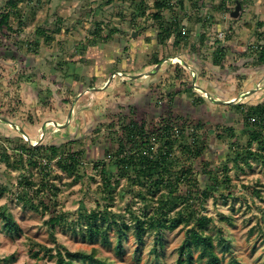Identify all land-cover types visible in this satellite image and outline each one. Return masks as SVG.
Segmentation results:
<instances>
[{
    "label": "rangeland",
    "instance_id": "obj_1",
    "mask_svg": "<svg viewBox=\"0 0 264 264\" xmlns=\"http://www.w3.org/2000/svg\"><path fill=\"white\" fill-rule=\"evenodd\" d=\"M6 1L0 0V14ZM40 1L18 6L22 25H18L17 19L11 22L17 33L0 31V113L17 124L31 141L41 137L40 141L46 145L62 144L65 152L81 151L80 165L77 173H67L53 159L49 179L56 189L53 190L56 203L45 200L50 210L40 207L39 211H33L23 208L15 193L23 174L32 175L36 189L41 173L34 166L24 171L8 169L0 161V209L11 213L20 229L19 234H14L0 228V264H53L55 258L49 257L48 249L52 254L56 250L84 253L96 250V256L115 264H176L186 226L165 231L164 250L158 256L152 249L153 236L149 232L143 233V242L139 244L129 211L139 215L144 204L135 195L139 186L131 185L128 178L118 181L109 200L112 205L107 211L113 220L108 236L91 241L79 231L78 223H83L85 214L109 205L103 200L107 196L101 193L100 177L92 167L103 159L112 141L106 131L97 135L94 130L100 125L116 124L118 113L126 118L144 119L149 125L169 114L192 123L200 121L206 132L212 128L205 135L207 149L195 163L196 168L204 160L214 178L221 179L222 168L227 165L230 194L225 198L210 196L201 205L200 213L211 218L208 230L213 232L220 264H264V165L253 159L232 162L231 158L235 157L232 143L237 141L244 147L248 140L240 113L212 102L201 91L216 100L235 104L264 101V65L258 63L254 52L258 43L255 33L264 28V0L243 1V10L235 19L229 13L222 19L220 13L212 10L211 5L221 0H201L202 14L210 12L217 20L208 23L207 28L198 22L183 21L192 32L193 42L199 43L204 30L209 39L203 45L208 43L211 47L218 38L221 45L230 42L233 50H244L240 54L232 53L228 47L221 66L212 63L213 55L207 48L192 54L184 49L189 44L178 52L172 39L160 42L158 24L150 17L153 0L112 5H105L104 0ZM135 4L143 5L144 14ZM59 19L63 23L57 32ZM100 21L103 22L101 35L110 34L104 42L94 34V23ZM258 23H263V27ZM219 32L222 37L218 36ZM226 34L229 39H223ZM47 36H52L50 41L46 40ZM154 57L165 58V62L150 75L133 78L152 70L156 66H150ZM177 60L186 63L193 73ZM176 64L182 66L181 83L174 78ZM190 86L204 97V102L193 105L188 93H181ZM254 89L253 94L247 93L248 97L236 102L242 93ZM49 122L68 123L62 128L50 125L42 132V125ZM227 127L233 128L234 138L223 130ZM13 130L0 126V135L11 140L6 152L15 158L13 141L17 134ZM257 148L253 144L252 149ZM198 177L202 188L212 187L209 176ZM57 213H63L66 220L52 228L48 220ZM123 223L130 229L124 230ZM120 235L122 250L118 251L116 243ZM221 235L230 238L229 247ZM139 245L140 256L136 258L135 248ZM194 254V264H204L196 257L197 252Z\"/></svg>",
    "mask_w": 264,
    "mask_h": 264
},
{
    "label": "trees",
    "instance_id": "obj_2",
    "mask_svg": "<svg viewBox=\"0 0 264 264\" xmlns=\"http://www.w3.org/2000/svg\"><path fill=\"white\" fill-rule=\"evenodd\" d=\"M133 0H104L105 5L115 3L132 2ZM143 1V0H142ZM240 1V0H239ZM31 3L32 0H7L4 9L0 14V31L15 34L11 24L13 19H17L18 25H22V11L18 7L21 3ZM41 1L38 0V4ZM200 0H153L150 17L158 24V38L164 43L167 40H173L176 50L179 52L183 45L194 44L191 39V31L186 29L183 21L198 22L207 28V24L214 23L215 16L208 12L203 15L200 6ZM227 3L231 6H227ZM240 3L243 5V1ZM144 14L143 5H134ZM235 0H221L216 5H211L212 10L220 13L222 19L226 14L234 9ZM56 31L60 32L62 20L57 22ZM94 34L100 37V41H106L108 35H101L103 22H95ZM263 27V23H258ZM113 32V31H110ZM7 34V35H8ZM257 44L254 52L257 54V60L260 65H264V28L256 32ZM5 35V34H4ZM199 43L204 44L209 39L208 32L204 31L199 35ZM52 36H47L50 41ZM223 39H229L226 34ZM222 40L215 38L214 45L216 49L212 53V63L216 66L223 65L226 60L228 46L221 45ZM262 42V43H260ZM37 46V42H35ZM196 47V46H195ZM29 50V49H28ZM165 59V58H163ZM163 59L154 57L150 66L157 65ZM174 78L181 81L182 66L176 64ZM191 80V74H190ZM128 83L127 81H123ZM191 82V81H190ZM129 84V83H128ZM180 91V90H179ZM188 93L192 98V104L197 105L204 102V97H200L194 91L192 86L185 87L181 93ZM178 91L176 92V94ZM174 94V93H173ZM173 94H170V96ZM171 97V98H172ZM172 100V99H171ZM230 110L240 113L242 124L248 132L246 145L242 147L237 141L232 143L235 154L231 158L236 164L238 159L245 162L248 160H260L264 165V101L257 103H237L225 104ZM130 112L132 108L130 107ZM131 114V113H129ZM0 117L9 119L2 116ZM117 123L100 125L94 132L98 135L102 130L106 131L112 143L105 150L102 160L96 162L92 170L100 177V191L107 197L106 207L97 211H90L84 215V221L78 223L79 231L88 238L95 241L99 237L108 236V228L112 218L109 216L107 208L112 204L109 202L113 195L118 181L123 178L130 179L131 185H138L139 190L135 195L142 200L144 204L143 213L139 215L129 211L133 226V232L136 240L143 242V233L149 232L153 236V251L156 256L164 250L165 231H173L181 226H186L181 244L177 249L176 264H194L196 257L204 264H220V259L216 252V245L213 241V232L208 230L210 217L200 213V207L207 198L214 197L225 198L229 193V184L231 179L227 176L229 171L227 165H224L221 171V179L214 178L213 171L209 169V164L204 160L199 161V169L196 168V162L203 158L207 149L205 135L212 132V128L207 132L204 130V124L200 121L192 123L188 119L173 118L171 115L161 117L155 123L149 125L146 120H136L133 117L126 118L121 113L115 117ZM254 120V121H253ZM1 127L11 128L5 123L0 122ZM219 127V125H217ZM223 128V127H222ZM232 139L235 137L233 128L223 129ZM15 147H13L14 156L6 152L7 144L11 142L8 137L0 135V161L5 162L8 169L24 171L27 168L35 167L40 174L38 188L32 175H22L19 179V189L15 193L16 201L23 207L33 211H39L40 207L50 210L45 200L56 203L55 186L50 183V162L57 160V166L63 172L77 173L79 167L77 153H69L63 150V145H46L43 141L31 144L26 141L17 131ZM67 144V143H66ZM253 144L257 149H252ZM233 148V147H232ZM209 176L212 181L211 188H202L198 175ZM222 187L219 188L218 187ZM56 190V189H55ZM220 192V194H218ZM218 194V195H217ZM259 194V193H258ZM37 200V201H36ZM63 213L54 214L49 218L48 223L54 228L55 225L62 224ZM121 227L129 230L130 227L123 223ZM0 228L7 233H20V229L11 213L0 209ZM220 232H222L220 230ZM122 235L117 238L116 248L122 250ZM221 240L230 246V238ZM141 245L135 248V256H140ZM49 257L55 258L53 264H115L111 261L101 259L96 256V250L90 253L72 252L68 250L48 249Z\"/></svg>",
    "mask_w": 264,
    "mask_h": 264
},
{
    "label": "water",
    "instance_id": "obj_3",
    "mask_svg": "<svg viewBox=\"0 0 264 264\" xmlns=\"http://www.w3.org/2000/svg\"><path fill=\"white\" fill-rule=\"evenodd\" d=\"M241 9H242V6H241V3H240V1L239 0H235V6H234V9L230 12V17L231 18H233V19H235V18H237L238 16H239V13H240V11H241ZM132 36H134V33L132 34ZM173 61V60H172ZM178 61V60H177ZM163 62H165V60H163L161 63H159V64H157L152 70H150V71H148L147 73H145V74H140V75H135V76H133V78L134 77H145V76H147V75H150L151 73H153V71H155V70H157L160 66H161V64L163 63ZM178 62H180V63H183V61H178ZM183 65L184 66H186V69H188L190 72H192L191 70H190V67L186 64V63H183ZM193 73V72H192ZM193 83L195 82V78L193 77ZM205 95H206V97L208 98V99H210L212 102H217V103H219V104H235V103H233V102H226V101H221V100H216V99H214L209 93H207L206 91H204V90H201ZM255 91V89L254 90H251V91H249V92H246V93H242L239 97H238V100L236 101V102H239L241 99H243V97H245V96H247V93H249V94H252L253 92ZM73 107H74V103L72 104V106H71V109H70V111H69V113H68V117L70 118L71 117V114H72V111H73ZM0 122H2V123H5V124H7V125H9L10 127H12L13 129H15L26 141H28V142H30L32 145L33 144H35V143H38V142H40V140H41V137H40V139L39 140H35V141H31V138L25 133V132H23V130L21 129V128H19L18 126H17V124H15L14 122H11L10 120H8V119H6V118H3V117H0ZM68 122H65V123H57V122H49V123H46V124H44V125H42V127H41V129H42V132L43 131H45V129L48 127V126H50V125H56L57 124V126H59V127H64L66 124H67ZM40 134H42V133H40Z\"/></svg>",
    "mask_w": 264,
    "mask_h": 264
},
{
    "label": "crops",
    "instance_id": "obj_4",
    "mask_svg": "<svg viewBox=\"0 0 264 264\" xmlns=\"http://www.w3.org/2000/svg\"><path fill=\"white\" fill-rule=\"evenodd\" d=\"M241 1V0H240ZM242 1H245V0H242ZM245 5V4H243ZM243 5L241 4L242 6V10H243ZM192 39V38H191ZM193 42V41H192ZM208 44V43H207ZM202 45V44H198V42H194V44H189V46H184V49H185V52L186 53H195V52H198V51H201L205 48H207L208 51H211L212 53L214 52V50L216 49V46L215 45H212L211 47H208L209 45ZM226 45L225 46H228L229 48H231L229 51H231L232 53H239L244 51V50H233V46L230 42H227L225 43ZM196 46V47H195ZM231 46V47H230ZM228 52V51H227ZM264 67V66H263ZM258 87V86H257ZM257 89V88H256ZM253 94V93H252Z\"/></svg>",
    "mask_w": 264,
    "mask_h": 264
},
{
    "label": "built area",
    "instance_id": "obj_5",
    "mask_svg": "<svg viewBox=\"0 0 264 264\" xmlns=\"http://www.w3.org/2000/svg\"><path fill=\"white\" fill-rule=\"evenodd\" d=\"M200 3H201V0H200ZM228 5H229V3H227V6H228ZM228 7H229V6H228ZM221 35H222V33L219 32V33H218V36L222 37ZM253 121H254V120H253Z\"/></svg>",
    "mask_w": 264,
    "mask_h": 264
},
{
    "label": "bare ground",
    "instance_id": "obj_6",
    "mask_svg": "<svg viewBox=\"0 0 264 264\" xmlns=\"http://www.w3.org/2000/svg\"><path fill=\"white\" fill-rule=\"evenodd\" d=\"M248 97V96H247Z\"/></svg>",
    "mask_w": 264,
    "mask_h": 264
}]
</instances>
